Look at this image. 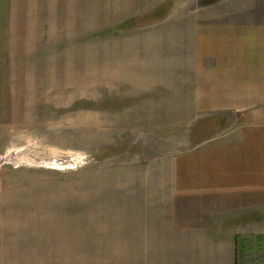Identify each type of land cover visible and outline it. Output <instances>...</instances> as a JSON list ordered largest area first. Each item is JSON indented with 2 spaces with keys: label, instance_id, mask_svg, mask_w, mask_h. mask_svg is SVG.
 <instances>
[{
  "label": "crops",
  "instance_id": "0c3cea01",
  "mask_svg": "<svg viewBox=\"0 0 264 264\" xmlns=\"http://www.w3.org/2000/svg\"><path fill=\"white\" fill-rule=\"evenodd\" d=\"M88 1L0 0V141L23 138L31 128L32 101H42L32 96V86L45 85L41 67L32 64L33 53L41 50L91 56L86 74L76 76L74 84L126 93L103 96L105 103L122 104L106 116L113 126L115 119L137 125L235 113L240 104L254 102L264 109V25L231 26L232 45L245 40L246 50H156L154 34H142L147 31H119L96 41L94 20L84 19L88 10L79 6ZM75 15L83 22L75 21ZM200 36L216 38L204 31ZM95 51H101L103 63L93 62ZM132 133L128 129L125 134ZM253 145L249 150L247 137L236 129L225 141L121 165V180L134 184V224L114 231L130 234L82 245L47 241L39 253L0 255V264H233V230H238L232 229L233 219L264 208V146ZM13 225L0 226L2 240L25 237L24 230L10 229Z\"/></svg>",
  "mask_w": 264,
  "mask_h": 264
},
{
  "label": "rangeland",
  "instance_id": "374dc122",
  "mask_svg": "<svg viewBox=\"0 0 264 264\" xmlns=\"http://www.w3.org/2000/svg\"><path fill=\"white\" fill-rule=\"evenodd\" d=\"M134 1L136 5L132 0H89L79 6L88 10L84 19L94 20L96 41L119 31H147L142 34H154L156 50H246L245 40L232 45L231 26L241 30L250 24L264 25V0ZM64 8L71 7L65 3ZM128 15L135 18L113 24ZM74 18L83 22L82 17ZM203 31L216 38L203 40ZM206 40L210 43L205 47ZM93 58L94 63H103L101 51H95ZM90 60L87 54L64 50L33 53L32 64L41 67L45 85L32 86V96L42 101H32L31 128L24 139L0 141V226L14 224L10 229L24 230L25 237L15 241L0 236V255L39 253L47 241L82 245L91 239L114 238L117 233L130 234L129 230L114 231L134 224V184L121 180V165L225 141L236 129L239 136L247 137L249 150L252 144L253 148L264 146V109L258 102L240 104L235 113L158 118L140 125L115 119L113 126L106 116L122 104L105 103L103 96L115 90L117 97L126 93L75 85L73 79L86 74ZM128 129L136 133L125 134ZM255 211L233 219L232 229L238 227L233 230L238 240L233 264H264V208Z\"/></svg>",
  "mask_w": 264,
  "mask_h": 264
},
{
  "label": "trees",
  "instance_id": "16d2710c",
  "mask_svg": "<svg viewBox=\"0 0 264 264\" xmlns=\"http://www.w3.org/2000/svg\"><path fill=\"white\" fill-rule=\"evenodd\" d=\"M237 241H238V240H237V238H236V239H235V244L237 243Z\"/></svg>",
  "mask_w": 264,
  "mask_h": 264
}]
</instances>
